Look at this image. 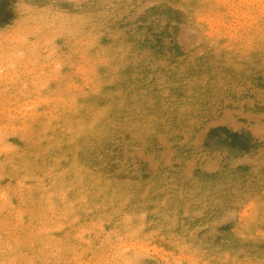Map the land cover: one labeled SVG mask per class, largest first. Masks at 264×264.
<instances>
[{
	"label": "rangeland",
	"instance_id": "obj_1",
	"mask_svg": "<svg viewBox=\"0 0 264 264\" xmlns=\"http://www.w3.org/2000/svg\"><path fill=\"white\" fill-rule=\"evenodd\" d=\"M0 264H264V0H0Z\"/></svg>",
	"mask_w": 264,
	"mask_h": 264
}]
</instances>
